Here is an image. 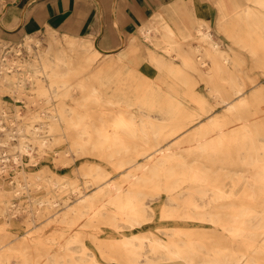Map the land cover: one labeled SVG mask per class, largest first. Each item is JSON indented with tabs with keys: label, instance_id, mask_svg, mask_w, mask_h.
<instances>
[{
	"label": "bare ground",
	"instance_id": "6f19581e",
	"mask_svg": "<svg viewBox=\"0 0 264 264\" xmlns=\"http://www.w3.org/2000/svg\"><path fill=\"white\" fill-rule=\"evenodd\" d=\"M164 1L119 51L65 34L67 52L52 46L40 55L28 34L26 52L37 61L16 48V66L0 62V92L16 100L13 117L0 103V175L14 172L0 180V220L24 210L27 232L49 217L97 231L93 246L86 234L49 237L34 247L35 264H264V87L221 37L264 77V0H198L217 8L215 25L188 6L196 0ZM143 47L162 73L156 87L126 70L142 62ZM62 139L70 153L110 168L82 166L81 183L48 167L29 171ZM17 195L26 200L13 202ZM156 219L174 227L152 230ZM101 226L112 232L98 235ZM8 237L0 235L1 250ZM30 237L2 250L0 263L33 264Z\"/></svg>",
	"mask_w": 264,
	"mask_h": 264
},
{
	"label": "rangeland",
	"instance_id": "374dc122",
	"mask_svg": "<svg viewBox=\"0 0 264 264\" xmlns=\"http://www.w3.org/2000/svg\"><path fill=\"white\" fill-rule=\"evenodd\" d=\"M68 1H71V4H72L71 14L68 16H63V14L61 13L62 15L60 14V18L58 20L59 23L57 24H51L50 27L48 26V24H33L32 22L35 20L36 18L35 16H37L38 13L44 15L46 12V10L39 12L38 11L39 9H37L35 13L33 14V16L28 20L29 21L28 24L21 25L17 29H14L12 31L6 32L5 30H1L0 31V55L2 57L0 58V62H2V60L5 63L11 62V65L16 66V61H18V59L20 58L16 56V52H15L16 48H21L23 50L24 59H28L29 62L37 61L38 56L35 55L32 58L26 52L25 39L28 34L36 38L34 39V42L36 40L40 41L39 46L35 47L33 50L36 54L39 53L40 55H45L47 50L52 46L55 48V52L58 55L61 53L60 56L63 55L65 52H67L69 50V47L67 43L63 40L65 34H67L70 37H78V38L92 37L94 40V45L104 52L119 51L126 45L127 39L131 35H134L137 33L140 26L146 24L147 22L151 20L152 13L156 10L157 6H159L161 3V1L154 2L153 0H139V1L113 0L114 3L120 2L123 7L120 10V14H117L118 12L117 9L115 8L114 10L112 9L113 16H114L113 17L114 22H112L111 15H109V12H111V9H108L106 7L108 6L109 2L112 0H92V2L98 3L100 6V7H97L96 9L95 8L91 9V7L89 6L92 14H95V16L93 17H97V19L99 20L98 22L100 23L103 20L111 21V24L109 26H105L106 30L108 29L109 31H111L109 33L111 34L114 33V35H116L115 30H113L115 28L116 31H118L117 34L119 33V36L121 35V40H123V45H121L119 48H115V47H111L115 45L114 42L111 43L108 41H101L100 40L101 37H99L98 34L97 35H93V34L87 35L86 34L87 25L86 24L84 25V27L82 26L83 27L82 34H78L76 30H74V27H75L74 22H83L86 20L84 15L75 14L74 9H73L75 3L77 5H82L83 8H86L85 4L82 1L60 0L57 3L55 1H52L49 3V5L51 6L52 4L56 3V4H63L64 6H66ZM126 2H130L129 3L130 6H131V3H134L135 8L127 9L125 5ZM65 10L66 12H69V10L67 9ZM47 11H49L48 8H47ZM56 11L57 10L54 9L53 13H56ZM202 11L208 12L213 18L217 16L216 14L217 10H215L212 7L207 10H202ZM117 16H119L120 20L118 19ZM50 18L54 20L55 18H58V17L54 15L53 16L50 15ZM117 19L119 23L118 27L115 25V21L117 22ZM66 20H71L74 25H71V26L67 25L69 22L64 24L63 22ZM214 25H215V22H214ZM48 27L50 29L49 31L53 32L54 34H51L50 32H48L47 30ZM100 29H101V26L98 25L96 26L95 31H100ZM221 37L223 38V40H225V43L234 47L233 52H235V54L237 53L239 57H242L243 59L245 58L246 61L243 67L246 70H249L251 74H257L259 77H261L260 79L261 84L264 87V77L262 76L260 69L255 70V68L253 67L252 56L246 50L234 45L230 38H226L225 35H221ZM33 46H34V43H33ZM142 50H143L141 54L143 58L142 62L139 64L132 63L131 65L126 66V70L128 72H133L135 76L141 77L142 79H144L146 83L156 87L160 83V77L162 76V73L154 66V64H152L149 61V55H148V52L145 50V47H143ZM231 55L234 56V54L232 53ZM53 57H54L53 54L49 57L52 62H53ZM13 60H16V61H13ZM210 68H211L210 66H205L204 70H207L205 72L206 73H208V71L210 72ZM46 83L47 82H45V84ZM197 87L199 91L208 95V91L205 88V82H203L202 80H198ZM32 94H35V92H32ZM74 95L76 98H78L79 92L74 91ZM68 102L70 103V100H68ZM0 103H2L5 106L7 105L6 109L8 112L12 114L11 116L13 117V115L15 114V111H14V106L12 105L16 104V100L11 95L4 92V90L3 91L1 90ZM52 103H56V100H53L51 104ZM19 104L21 105L20 108L24 114L26 112L24 110L25 109L24 104L23 102H19ZM224 110L225 109L220 107L218 108V110H216L215 113H217V115H220L224 112ZM69 149H70L69 142L67 140L62 139L59 144L54 145L53 147L47 149V152L44 154V159L40 162L38 167L29 166L28 167L29 171H35L36 168L48 167L50 168L51 171L55 172L56 174L60 176H63L65 178L70 177L74 181H78L79 183H81V181L83 182V176L78 173V169H80L82 166H85L86 164H90V163L95 164L96 162V163H100L104 165L106 168H110L108 163H106L105 161H102V159L97 156H92V155H87V154L76 155V154L70 153ZM13 173L14 172L12 171L8 175H4L3 178L0 175V180L1 179H5L6 181L12 180L14 178ZM5 186L6 188L9 187L7 183L5 184ZM17 196L13 197L12 199V201L17 204H20L22 201L26 200L25 198L21 199L19 198V196L18 197ZM165 198H166V195L162 194L159 200H156L154 202V207L157 206V208H159L160 204L165 201ZM73 201L74 200H72L71 203H73ZM63 211L64 210L60 208V210H58L57 215H60ZM26 218L29 219L28 214H26V211L24 210H23V213L15 216V218H13L14 219L13 222L11 223H7L5 221V218H1L0 235L2 234L9 235V237L5 239L4 243L2 244L4 245V249L2 250H6L8 247H11V246H16V244L20 242L22 238L31 236L29 238L30 241L28 243L31 246H33V248L32 247L29 248V253L27 256H28L29 262L33 264L38 263L40 260V258L34 253V247L38 246L40 242L45 245L49 237L55 234H59L61 232H64L68 235L79 234L83 236L84 234H86V237H85L86 244H88L89 246H93L94 244L93 241L90 239L89 235L93 232H97L95 228H84L83 226H80V225H74L70 227V226H67L66 224L55 223L52 221L53 217L52 218L49 217V220H47V218H44V219H41L40 221H37L38 225L36 226V228H34L32 232H27V228L25 227V223H24ZM158 227H174V225L172 222H169V223L161 222L159 219H156L154 225L152 226V230H155ZM128 230L129 229H126V233L128 234H131L133 232V231H130V230L128 231ZM111 232H112L111 228L101 226V231H100V234L98 235H102V237H104L105 235L106 236L109 235ZM77 245L78 243L74 244L73 247L78 251L79 247H77ZM2 250L0 249V258L2 257L1 256ZM8 252L10 254V260L15 261L17 257L15 255L16 251L13 250L11 252L10 251ZM155 264H166V262L164 263L158 262Z\"/></svg>",
	"mask_w": 264,
	"mask_h": 264
},
{
	"label": "crops",
	"instance_id": "0c3cea01",
	"mask_svg": "<svg viewBox=\"0 0 264 264\" xmlns=\"http://www.w3.org/2000/svg\"><path fill=\"white\" fill-rule=\"evenodd\" d=\"M52 1H55L57 3L60 0H0V31L1 30H5L6 32L12 31L14 29H17L21 25L28 24L29 23L28 20L33 16V14L35 13V11L37 9H39L38 10L39 12L43 11V10H46V12L44 15L38 13V15L35 16L36 17L35 20L32 22L33 24H48L50 26L51 24L59 23L58 20L60 18L61 13L63 14V16H68L71 14V10H72L71 1H68L66 6H64L63 4H56V3H54L50 6L49 3ZM79 1H82L85 4L86 8H83L82 5H77L75 3V5L73 7L74 13L78 14V15H84L86 20L83 22H74L75 25L72 23L71 20H66L63 23L66 24L69 22L67 25H69V26L74 25L75 26L74 30H76V32L78 34H82V28L86 24L87 25V33H86L87 35L88 34H90V35H92V34L97 35L98 34L99 37H101L100 38L101 41H108L111 43L114 42L115 45L111 46V47L119 48L121 45H123V40H121V35L119 36V33L117 34L118 31H116L115 28L113 30H115L116 35H114V33H112V34L109 33L111 31H109L108 29L106 30L105 26H109L111 24V21L103 20L100 23V22H98L99 20L97 19V17H93V16H95V14H92L89 6L91 7V9H93V8L96 9L97 7H100L99 4L92 2V0H79ZM135 1H139V0H135ZM153 1L154 2L161 1L160 5L157 6L156 10L165 3L164 0H153ZM129 3L130 2H126V4H125L127 9L135 8L134 3H131V6L129 5ZM188 6L192 10H194L197 17L207 19V20H212V22H215L217 16L215 18H213L208 12L202 11V10H207L211 7L214 8L215 10H217V8L211 2H207V1L201 2V1L196 0L192 5H188ZM106 7L108 9H111V12H109V15H111L112 22H114L113 21L114 16H113L112 9L113 10H114V8L117 9L118 10L117 14H120V10L123 6L120 2L114 3V1L112 0L109 2L108 6H106ZM47 8L49 11H47ZM54 9L57 10L56 13H53ZM65 9L69 10V12H66ZM50 15L51 16L54 15L58 18H55L53 20L50 18ZM96 15H97V13H96ZM117 17L120 20L119 16H117ZM118 19H117V22L115 21V25L117 27L119 26ZM97 22H98V24H97ZM98 25L101 26V29H100V31H95L96 26H98ZM117 30H119V29H117Z\"/></svg>",
	"mask_w": 264,
	"mask_h": 264
}]
</instances>
